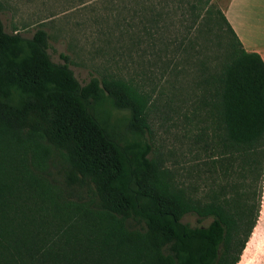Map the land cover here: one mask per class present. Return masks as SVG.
Instances as JSON below:
<instances>
[{
  "label": "rangeland",
  "instance_id": "374dc122",
  "mask_svg": "<svg viewBox=\"0 0 264 264\" xmlns=\"http://www.w3.org/2000/svg\"><path fill=\"white\" fill-rule=\"evenodd\" d=\"M227 0H212L221 10ZM173 0H0L7 33L49 38L52 62L81 85L120 81L145 104L151 148L164 180L204 201L221 181L210 170L209 122L194 81L212 57L216 33L192 29ZM198 28V27H197ZM224 29V27H223ZM264 56V49L261 50ZM65 150L28 130L0 128V264H146V220L109 211L89 178L70 180ZM187 214L183 222L207 226ZM238 264H264V177L261 210ZM256 227V226H255ZM168 254V249L160 250Z\"/></svg>",
  "mask_w": 264,
  "mask_h": 264
},
{
  "label": "trees",
  "instance_id": "16d2710c",
  "mask_svg": "<svg viewBox=\"0 0 264 264\" xmlns=\"http://www.w3.org/2000/svg\"><path fill=\"white\" fill-rule=\"evenodd\" d=\"M173 1L190 14V28L216 33L193 86L209 122L210 170L221 172L204 201L172 187L147 157L145 104L130 86L97 78L81 85L66 57L51 61L44 30L25 38L5 32L1 20L0 128L28 130L65 150L70 180L91 179L109 211L143 217V243L156 251L146 264H238L261 210L264 61L244 49L212 0ZM190 213L211 221L192 227L183 222Z\"/></svg>",
  "mask_w": 264,
  "mask_h": 264
},
{
  "label": "crops",
  "instance_id": "0c3cea01",
  "mask_svg": "<svg viewBox=\"0 0 264 264\" xmlns=\"http://www.w3.org/2000/svg\"><path fill=\"white\" fill-rule=\"evenodd\" d=\"M220 11L244 49L259 54L264 61V0H227ZM258 228L257 224L255 229Z\"/></svg>",
  "mask_w": 264,
  "mask_h": 264
},
{
  "label": "water",
  "instance_id": "95a60500",
  "mask_svg": "<svg viewBox=\"0 0 264 264\" xmlns=\"http://www.w3.org/2000/svg\"><path fill=\"white\" fill-rule=\"evenodd\" d=\"M252 235V234H251Z\"/></svg>",
  "mask_w": 264,
  "mask_h": 264
}]
</instances>
